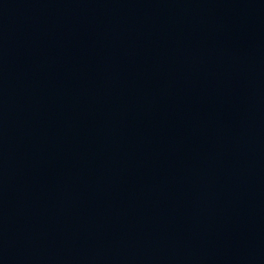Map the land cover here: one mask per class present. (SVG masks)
<instances>
[{"label": "water", "instance_id": "1", "mask_svg": "<svg viewBox=\"0 0 264 264\" xmlns=\"http://www.w3.org/2000/svg\"><path fill=\"white\" fill-rule=\"evenodd\" d=\"M0 264H264V0H0Z\"/></svg>", "mask_w": 264, "mask_h": 264}]
</instances>
